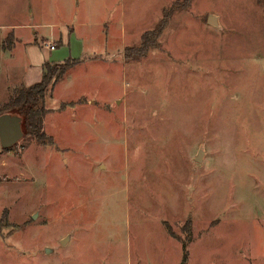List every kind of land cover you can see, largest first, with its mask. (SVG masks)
<instances>
[{"label": "rangeland", "instance_id": "obj_1", "mask_svg": "<svg viewBox=\"0 0 264 264\" xmlns=\"http://www.w3.org/2000/svg\"><path fill=\"white\" fill-rule=\"evenodd\" d=\"M105 3L0 142V264H264V0Z\"/></svg>", "mask_w": 264, "mask_h": 264}, {"label": "crops", "instance_id": "obj_2", "mask_svg": "<svg viewBox=\"0 0 264 264\" xmlns=\"http://www.w3.org/2000/svg\"><path fill=\"white\" fill-rule=\"evenodd\" d=\"M98 4L107 3L105 0H0V6L10 9L0 22V92L4 90L11 95L17 88L41 82L46 64L85 60L83 42L88 36L82 29L85 22H75L72 17L77 7ZM52 43L56 44L55 50L50 48Z\"/></svg>", "mask_w": 264, "mask_h": 264}, {"label": "trees", "instance_id": "obj_3", "mask_svg": "<svg viewBox=\"0 0 264 264\" xmlns=\"http://www.w3.org/2000/svg\"><path fill=\"white\" fill-rule=\"evenodd\" d=\"M71 61L75 60H69L62 64H46L41 82L31 87L22 86L15 89L8 102L0 107V114L11 111L20 115L23 119V130L27 133L43 130L44 117L47 113L45 105L47 88L52 81L60 79L66 73L72 64ZM58 68H60V73L57 71ZM42 134L44 135V133ZM183 246L185 252L181 264H187L189 251L186 243H183Z\"/></svg>", "mask_w": 264, "mask_h": 264}, {"label": "water", "instance_id": "obj_4", "mask_svg": "<svg viewBox=\"0 0 264 264\" xmlns=\"http://www.w3.org/2000/svg\"><path fill=\"white\" fill-rule=\"evenodd\" d=\"M210 22L217 24L215 17ZM24 136L23 119L20 115L13 112H6L0 115V142L4 149H9L16 145ZM202 152L199 154L200 159ZM35 217V215H34ZM67 238L62 240V244L66 243ZM51 251L47 248V252Z\"/></svg>", "mask_w": 264, "mask_h": 264}, {"label": "built area", "instance_id": "obj_5", "mask_svg": "<svg viewBox=\"0 0 264 264\" xmlns=\"http://www.w3.org/2000/svg\"><path fill=\"white\" fill-rule=\"evenodd\" d=\"M50 48H51L52 50H55V49H56V44H55V43H52V44L50 45Z\"/></svg>", "mask_w": 264, "mask_h": 264}]
</instances>
